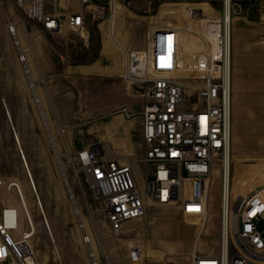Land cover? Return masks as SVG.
Instances as JSON below:
<instances>
[{
  "label": "rangeland",
  "instance_id": "1",
  "mask_svg": "<svg viewBox=\"0 0 264 264\" xmlns=\"http://www.w3.org/2000/svg\"><path fill=\"white\" fill-rule=\"evenodd\" d=\"M140 4L148 11L141 14L144 22L129 20L130 24L146 29L153 19L161 20L164 11L174 10L178 12L181 30H195L211 56L212 38L206 37V22L223 20L222 3L172 0L164 4L145 1ZM182 4L186 5V13L180 7ZM204 4L213 9L212 15L205 14L201 7ZM92 14L87 15L86 28L98 30L99 24L112 19L106 13L99 23L92 19ZM11 24L18 27L17 39L21 36L26 41H30L32 29L37 28L15 0H0V212L5 207H19L24 215L18 190L9 186L17 184L31 219L29 223L24 218V229L34 230L29 245L35 263L93 264L90 252L94 251L100 264H126L134 243L144 248L143 264L149 261L190 264L195 252L218 256L224 238L221 166L212 171L200 214L186 215L180 204L149 206L145 220L127 224L119 237L112 235L104 206L73 157L89 145L107 146L117 153L122 164L133 168L135 180L142 188L148 174L142 162L144 92L136 84L126 82L124 74L121 79L79 80L75 76L34 71L30 51L29 56L25 53L26 63L21 60L22 43L20 48L15 45L9 30ZM231 42L233 119V76L237 67H251L254 78L260 82L264 78V0H233ZM210 60L211 57L208 65ZM187 74L170 75L190 83L203 82L207 77V73L201 77ZM32 81L37 90L31 87ZM190 102L195 104L197 99L191 98ZM124 110L132 113L133 118L127 119ZM117 120L133 123V151L129 154L120 153L105 142L109 134L103 124ZM122 126L123 123L117 127ZM231 141V154L237 160L231 164L234 206L244 200L242 193L248 196L264 191V137L245 140L248 146L244 153L233 135ZM259 228L264 229V222ZM86 236L90 243L86 242Z\"/></svg>",
  "mask_w": 264,
  "mask_h": 264
},
{
  "label": "built area",
  "instance_id": "2",
  "mask_svg": "<svg viewBox=\"0 0 264 264\" xmlns=\"http://www.w3.org/2000/svg\"><path fill=\"white\" fill-rule=\"evenodd\" d=\"M136 1L164 4L172 0H103L101 6L93 7V18L102 20L106 13L113 17L118 5L130 8ZM198 1L222 3L225 18L228 0ZM15 2L24 10L27 20L36 26L49 32L63 27L62 17L48 14L43 0ZM224 18L206 22V37L212 38L211 33L214 35L216 32H212L210 26L219 27L224 34ZM66 24L71 30H81L85 25L84 14L70 17ZM9 30L15 38V45L20 48L12 24ZM221 38V47H224V38ZM154 41V49L150 45L148 49L125 52L124 79L143 90L146 99L142 112L145 148L142 162L148 174L143 187L138 186L133 168L122 164L117 153L107 146L89 145L73 157L91 190L102 202L115 237L123 234L127 224L145 220L149 206L180 204L186 215L200 214L209 192L212 171L216 166L225 169L231 153L230 53L227 55L225 50L220 59L211 58L206 79L190 83L173 78L171 75L176 73L167 66L179 55L178 32H159ZM20 56L26 63V55L21 49ZM26 72L30 74L29 70ZM191 98H196L197 102L192 104ZM123 113L127 119L134 116L128 110ZM227 183L226 189L225 179L223 191L230 198L227 241L223 242L218 256L195 252L191 255L190 264H264V229L259 228V224L264 222V191L244 196L243 201L233 206L231 179ZM14 187L24 204L19 186ZM236 205L239 208L234 211ZM20 210L19 207H5L0 212V264H36L35 254L29 245L34 230L24 229V218L29 223L31 219L25 205L24 215ZM86 242L90 243L87 236ZM91 256L93 264H100L92 251ZM144 261L142 245L132 244L126 262L140 264ZM146 264L171 263L149 261Z\"/></svg>",
  "mask_w": 264,
  "mask_h": 264
},
{
  "label": "crops",
  "instance_id": "3",
  "mask_svg": "<svg viewBox=\"0 0 264 264\" xmlns=\"http://www.w3.org/2000/svg\"><path fill=\"white\" fill-rule=\"evenodd\" d=\"M43 1L45 11L48 14L62 17L63 27L58 31L49 32L40 26H36L38 29L34 28L30 33V41H26L21 36L18 39L20 46L22 43L23 52L27 56H29V51L31 52L32 69L34 71L36 69L41 74L75 76L79 80L121 79L126 68L125 52L127 50L140 51L148 49L150 45L154 49V40L159 32L176 30L180 39V54L178 53L179 57L167 64L173 73L177 75L178 72H183L188 73L187 75L190 77H201V74L208 72L210 57L220 59L222 53L225 55L226 49L227 55L230 53L232 76V15L230 30L228 31L226 27V38L219 27L210 26L212 32L216 31L214 35L211 33L212 53L210 56L207 53V47H204V43L196 37L195 30L191 31L190 28L181 30L178 12L174 10L164 11L161 20L153 19L146 29H140V26L130 24L129 20L139 23L144 22L145 17L141 15L144 8L140 4L143 1L134 2L130 8L120 4L116 7L109 23L99 24L98 30H94L85 27L87 15L92 14L93 7L102 4L103 0ZM185 6L180 5L183 12H185ZM201 7L206 15L213 14V9L210 6L204 4ZM146 13L148 11L144 10V14ZM78 14H84L85 25L81 30H71L66 22L70 17ZM92 19L95 22L100 21ZM174 22L178 24L175 25ZM12 26L15 27V25ZM223 29H225L224 26ZM16 35H18V28H16ZM221 37L224 38V47H221ZM29 42L30 47H27ZM180 61H183L182 64ZM179 66L185 69H177ZM255 79L257 86L254 84ZM31 83L34 84V87H32V84L31 87L36 89L35 82L32 81ZM254 92L257 96L255 102ZM233 96L231 137L233 135L235 139L240 141V148L244 153L246 152L245 148L248 146L245 140L264 137V78L260 82L259 78H254L251 67H240L239 65L233 76ZM121 123H123V126L119 129L117 126ZM132 125V122H122L121 120L106 122L103 124V129L107 130L109 135L105 138V142L120 153H131L133 151ZM230 157L231 164L233 161H237L232 154ZM229 177H231V166ZM241 196L246 195L242 193Z\"/></svg>",
  "mask_w": 264,
  "mask_h": 264
},
{
  "label": "bare ground",
  "instance_id": "4",
  "mask_svg": "<svg viewBox=\"0 0 264 264\" xmlns=\"http://www.w3.org/2000/svg\"><path fill=\"white\" fill-rule=\"evenodd\" d=\"M232 8H233V1L228 0L227 1V6H226V11H225V31H224V37L226 38V27L228 29V31L230 30V19H231V15H232ZM14 31L16 33V28L13 26ZM11 33V31H10ZM226 50V49H225ZM122 75V74H121ZM32 87H34V84L32 83ZM232 143V141H231ZM231 156V153H230ZM229 156V159L227 158V164H226V168L222 170V173H224V180L226 179V189H227V182H228V178L230 180V177H228V173H229V168L231 166V157ZM229 160V161H228ZM228 163H229V168H228ZM226 171V172H225ZM17 184H10V187H14ZM225 188V186H224ZM22 202V201H21ZM24 202V201H23ZM222 203H223V213H224V234H223V242L224 244L227 241V235H228V227H229V215H230V198H228L227 194H224V197L222 199ZM25 205L22 203V206ZM239 208V205H236L234 207V211L237 210ZM235 222V221H234ZM233 222V226L235 225V223ZM84 229V228H83ZM85 232V231H84ZM94 253V251H92ZM91 253V252H90ZM95 254V253H94ZM96 256V254H95Z\"/></svg>",
  "mask_w": 264,
  "mask_h": 264
}]
</instances>
